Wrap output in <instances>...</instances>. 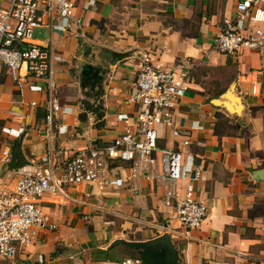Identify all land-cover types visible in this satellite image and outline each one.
I'll list each match as a JSON object with an SVG mask.
<instances>
[{
    "label": "crops",
    "instance_id": "obj_1",
    "mask_svg": "<svg viewBox=\"0 0 264 264\" xmlns=\"http://www.w3.org/2000/svg\"><path fill=\"white\" fill-rule=\"evenodd\" d=\"M8 1L0 0V9ZM93 1L85 7L88 0H73L66 31L56 28L57 15L46 12L34 31L35 42L50 45L64 59L53 63L55 96L66 113L56 115L52 138L47 93L30 87H44V80L23 69L16 75L1 69L0 186L12 189V171L53 147L72 153L85 145L103 146L121 134L125 122L117 115L134 116L135 74L141 54L150 52L162 67L189 72V87L170 123L156 127L157 145L191 154L201 166L193 183L207 216L199 228L182 226L173 207L164 204L157 182L134 181L129 164L117 162L110 177L121 179L119 186L80 183L67 185L65 196L44 193L38 203L56 227L36 229L29 244H17L14 258L0 256V264H122L125 259L140 264L134 249L116 241L164 235L176 255L173 264H264V184L252 176L264 167V47L225 54L214 46L223 19L234 15L239 0ZM258 6L264 9V0ZM86 66L99 70L95 85L84 74ZM231 86L240 98L238 113L213 102L224 100ZM85 101L93 108L86 109ZM4 127L23 131L9 135ZM5 147L12 154L8 163L2 160ZM18 158L23 164L12 167ZM188 174L180 186L189 181Z\"/></svg>",
    "mask_w": 264,
    "mask_h": 264
},
{
    "label": "built area",
    "instance_id": "obj_2",
    "mask_svg": "<svg viewBox=\"0 0 264 264\" xmlns=\"http://www.w3.org/2000/svg\"><path fill=\"white\" fill-rule=\"evenodd\" d=\"M0 9V71L6 67L12 74L22 69L32 77L44 80L41 85L30 86L34 91L45 90L46 125L52 138L55 117L66 113L55 96L53 80L54 61H63L53 54L50 45L34 41V31L41 26L42 14L56 15L60 23L56 28L66 31L74 13L73 0H9ZM259 0H239L232 17L223 19L214 46L225 54L241 49L259 50L264 47V9ZM88 0L85 7L93 4ZM189 87V72L183 67L164 68L155 63L150 52L141 54L134 79V92L130 101L136 105L134 116L120 113L124 121L122 133L103 146L85 145L68 153L61 146L48 153L33 157L12 171L16 180L12 189L0 186V256L14 258L16 245L29 244L36 229L55 228L38 203L46 192L65 194L67 185L95 183L98 186L121 185V179H112L115 163H128L131 179L144 178L157 182L163 189L165 205L173 207L174 216L188 229L199 228L207 216V205L196 195L194 181L200 176L201 166L191 154L157 145L156 127L170 123L172 110ZM255 91V85L252 86ZM35 105L36 102H31ZM66 125L59 127L64 132ZM9 135L18 136L23 128H3ZM178 134L177 129L173 130ZM184 140L183 144H187ZM11 150H2V160L10 162ZM191 173L183 186L179 181ZM137 187L134 186V189ZM125 259L122 264H133ZM24 264V263H14Z\"/></svg>",
    "mask_w": 264,
    "mask_h": 264
},
{
    "label": "water",
    "instance_id": "obj_3",
    "mask_svg": "<svg viewBox=\"0 0 264 264\" xmlns=\"http://www.w3.org/2000/svg\"><path fill=\"white\" fill-rule=\"evenodd\" d=\"M84 74L91 78V85H95L97 79H99V70L92 69L90 66H86ZM231 86L223 96L224 100L214 99L213 102L217 105H222L231 113H238L241 109L240 98L234 95ZM254 179L260 180L264 184V167L255 169L252 173ZM128 247L134 249L139 257L140 264H173V259L176 255L171 254L172 247L169 244V236L151 239L143 242L117 240ZM168 252V253H166Z\"/></svg>",
    "mask_w": 264,
    "mask_h": 264
},
{
    "label": "trees",
    "instance_id": "obj_4",
    "mask_svg": "<svg viewBox=\"0 0 264 264\" xmlns=\"http://www.w3.org/2000/svg\"><path fill=\"white\" fill-rule=\"evenodd\" d=\"M83 103H84V107L86 109L90 110L91 108H93V105L90 104L89 101H85ZM100 106H101V103L97 104L95 108L98 109V108H100ZM14 145H16V143ZM14 161H15V159H13V161L11 162L12 167H19L23 164V159H21V158H18V162H14Z\"/></svg>",
    "mask_w": 264,
    "mask_h": 264
}]
</instances>
